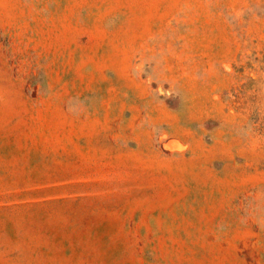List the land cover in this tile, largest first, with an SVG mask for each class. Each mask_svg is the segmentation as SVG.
<instances>
[{
	"label": "rangeland",
	"instance_id": "rangeland-1",
	"mask_svg": "<svg viewBox=\"0 0 264 264\" xmlns=\"http://www.w3.org/2000/svg\"><path fill=\"white\" fill-rule=\"evenodd\" d=\"M0 264H264V0H0Z\"/></svg>",
	"mask_w": 264,
	"mask_h": 264
}]
</instances>
